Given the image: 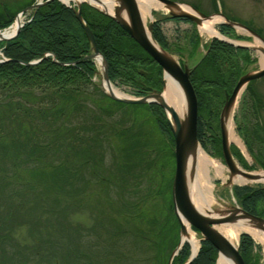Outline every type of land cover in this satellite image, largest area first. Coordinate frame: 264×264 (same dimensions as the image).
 <instances>
[{"label":"rangeland","instance_id":"374dc122","mask_svg":"<svg viewBox=\"0 0 264 264\" xmlns=\"http://www.w3.org/2000/svg\"><path fill=\"white\" fill-rule=\"evenodd\" d=\"M36 1L38 0H0V11L5 10L9 15H15L20 9ZM172 1L193 6L209 17L217 15L214 14L216 8L226 18L258 30L262 34L261 41L264 42V0ZM161 5V8L155 6L151 8L150 16L147 15L145 19L146 27L149 28L155 20L161 21L163 25L160 26L170 46V52L167 53L190 69L201 56L206 54V46L214 36L202 31L198 19L192 24L164 19L171 13L166 11L167 6ZM220 25L221 22L214 25L218 33H220L218 30ZM234 34L244 36V39H231L233 42L252 48V61L245 65L242 62L238 64L242 71L240 76L259 71L263 67L261 58L264 57V53L257 44V39L241 29H236ZM95 64L96 70L101 73L102 67L96 61ZM229 65L230 61L221 64L220 67V72H223L226 78L229 76ZM92 80L102 91L101 75L97 74ZM111 84L127 97L139 98L131 93L132 86L119 82H111ZM212 87L210 91L208 90L209 92L207 91L205 104L216 114L208 116L209 110L207 108L202 110L201 115L210 123L211 130L206 125V134L199 140L200 146L203 142L205 144L204 152L223 167L220 175L210 168L209 181L214 185L211 207L216 210L241 208L238 200L233 197L232 189L243 186L263 188L264 184H232L231 175L222 158L220 142L214 146L211 141L220 139L218 113L225 101L224 91L230 93L233 87L232 84L229 86V83L227 87L220 84ZM248 88L238 99L233 113L234 132L237 136L239 135L238 138L243 147L235 142L230 143L231 147L241 154V158L238 159L235 156L236 151L232 148L236 165L247 173H253L264 171L261 167L264 165V77L253 80ZM87 90V98L101 97V93L93 86H89ZM83 103L85 101L81 98L79 113H74V110L67 112L66 123L68 127H71L70 131L76 128L80 120H86L82 111L88 108L80 106ZM107 109L109 113L102 117L105 123L110 125L109 134L111 135L104 136L102 131L90 136L83 134L81 139L75 142L70 133L68 136L72 137L64 142L62 147H59V143L55 145L58 141L52 139L51 146L34 148L30 145L31 148L28 143L16 142L17 137L12 133L8 139L10 149H15L19 154L24 155L23 158L27 161L21 160L23 168L41 166L37 169L39 171L37 177L29 174L35 178L36 187L41 190L38 193L42 200L38 203L48 208L52 205L49 200H54L53 196L59 198L61 195L63 199L65 196L68 197L71 209L65 223L84 229L81 239H77L75 244L70 245L69 240L65 238L64 242L61 241V244L56 245L54 249L56 264H168L180 241L178 238L180 225L174 214L172 203V181L175 171L174 143L165 137L163 139L157 130L154 117L146 108L118 106L105 102L103 111ZM76 116H79L80 120H76ZM89 119L93 121V117L89 116ZM113 128L120 131L119 136L116 137L110 131ZM101 136H103L102 142ZM88 138H90L89 141ZM7 158L10 156L0 150V168L3 169V172L0 170V187L6 185L3 188L5 194L17 189L15 188L16 180L13 178L15 173L10 165L13 162L4 160ZM60 163L63 164L62 169L59 168ZM44 164H54L51 167L54 172L52 175L48 176L44 172L42 168ZM1 176L7 180L2 181ZM60 181L62 187L56 188ZM12 209H15L18 215L19 208ZM5 211L1 208L0 264H21L23 259L26 260L25 264H55L54 260L49 263L51 257L49 253L39 258L35 256L33 260L23 249L26 246H34L37 238L33 235L43 231L34 227L36 222L34 225L28 222L33 220L35 215L25 216V220L29 218L23 223L15 217V220L9 222L10 226H15L9 229L8 222L5 226L2 225V215H7ZM5 231L10 234L9 239L6 240L1 237ZM191 231L199 247L202 236L193 229ZM251 237L256 246L260 247L259 251L257 248L253 250L257 257V264H264V243L252 235ZM161 239L165 242L161 244L163 247L158 256V248L154 245L158 246ZM18 243L19 248L24 251L23 254L13 252ZM3 247L5 253L8 252L7 258L2 257ZM68 248L70 253L66 254ZM3 259L9 262L3 263Z\"/></svg>","mask_w":264,"mask_h":264},{"label":"trees","instance_id":"16d2710c","mask_svg":"<svg viewBox=\"0 0 264 264\" xmlns=\"http://www.w3.org/2000/svg\"><path fill=\"white\" fill-rule=\"evenodd\" d=\"M13 18L14 15H9L7 11H0V30L11 25ZM82 18L92 30L98 49L107 60L108 76L112 83L119 82L132 86L131 93L135 96H143L151 89L162 90V69L117 22L88 5L82 6ZM169 19L191 23L189 19L181 16L169 17ZM219 31L234 39H244L235 36L234 30L229 26H219ZM152 35L163 50L170 52V46L158 23H154ZM0 50L8 59L6 62L0 63V150L10 156L4 160L13 162L10 165L14 170L13 178L17 185L15 187L17 189L9 191L7 194L3 189L6 185L0 187L2 190L0 211L2 208L6 210L4 213H7V215H2V225L5 226V223L8 222L7 226H10L9 222L15 220V217L23 223L31 215H35L33 220L28 222L33 225L37 223L34 227L43 229V231L33 235L37 238L34 246H26L23 249L33 260L35 256L39 258L49 253L51 256L49 263L53 260L55 262L57 260L54 252L56 245L61 244V241L64 242L65 238L69 240L70 245L75 244L77 239H81L84 229L65 223V219L70 216L69 210L71 209L68 197L65 196L63 199L61 195L59 198L53 196L54 200H49L52 205L48 208L38 203L42 200L38 193L41 190L36 187V180L31 176L37 177L39 173L37 169L41 166L23 168L21 160H27L23 158V154H19L15 149H10L11 145L8 141L10 134L16 135V142L21 143L22 141L28 143L29 147L33 145L34 148L51 146L52 139L58 141L55 145L59 143V147H62L63 143L72 137L68 136L70 133L75 142L80 140L83 134L90 136L102 131L104 136L105 134L111 135V133L109 134L110 125L106 124L102 117L109 113V109L103 111L105 102L118 106L146 108L154 117L157 130L163 139L165 137L173 143L170 124L163 108L157 104H123L110 99L101 91L92 80L96 76V64L93 60L85 59L91 53V46L76 19L75 9L66 7L58 1L50 2L35 10L30 21L24 24L14 39L0 42ZM45 55L49 56L45 57ZM40 59L39 63L28 65L30 62ZM229 61V76L226 78L223 72H220V67L221 64ZM250 61L252 59L249 49L235 48L214 39L207 45L206 54L201 56L190 68V81L198 101L197 132L199 140L206 134V125L211 130L210 123L201 115L202 110L206 108L209 110L205 104L207 91H210L212 86L217 87L218 84L227 87V83H229V86L232 84L234 87L242 73L238 64L242 62L245 65ZM180 64L184 65L181 61ZM89 86H93L101 93V97L87 98ZM224 89L228 90L229 88ZM81 98L85 103L80 106L88 108H84L82 111L86 120H80L79 116H76V120L81 122L70 131L71 127L67 126L66 115L71 110H74V113H79ZM212 110L208 111V116L210 114L215 116L216 113ZM89 116L93 117L94 122L89 119ZM206 122L207 124H205ZM110 131L116 137L120 134V131L114 128ZM89 140L90 138H88ZM211 142L215 146L216 143L219 144L220 139ZM202 148H205L204 142ZM233 149L236 151L235 156L240 159L241 154L235 148ZM60 164L59 168L62 169L63 164ZM53 166L54 164H44L42 168L50 176L54 173L51 170ZM261 167L264 168V165ZM0 170L3 172L2 168ZM20 178L21 180H19ZM28 179L31 180L28 181ZM1 180L7 179L1 176ZM60 184L61 181L56 188L62 187ZM233 195L245 211L256 216H264V188L234 187ZM13 207L19 208L18 215L17 211L12 209ZM25 216L29 217L25 220ZM193 230L195 229L193 228ZM1 237L6 240L9 239L10 234L5 231ZM164 242L161 239L158 246L154 245L158 248V256L163 247L161 244ZM16 245L13 252L23 254V249L19 248L20 244ZM254 248L259 251L260 247L255 245L249 235L242 234L239 238L238 250L245 264H257ZM1 251L5 255L2 257L7 258L8 252L5 253L4 247ZM69 253L70 249L68 248L66 254ZM189 256L190 246L185 243L171 264H184ZM216 259L217 250L208 241L202 240L198 254L190 264H215ZM5 262L9 261L3 259V263ZM25 262L26 260L23 259L21 264H25Z\"/></svg>","mask_w":264,"mask_h":264},{"label":"water","instance_id":"95a60500","mask_svg":"<svg viewBox=\"0 0 264 264\" xmlns=\"http://www.w3.org/2000/svg\"><path fill=\"white\" fill-rule=\"evenodd\" d=\"M53 1H61V0H45L44 2H36L31 6L23 9L21 13H25L31 10H36L41 6H44ZM120 1L126 9L127 17L129 19L128 22L122 20L118 16L117 12H115L114 15H110L88 2L83 1L78 3L72 0V2L76 7V11H75L76 19L81 25V28L83 29V32L91 46V53L87 55L85 59L96 60L97 57H101L103 63L102 71L101 73L96 71V73L101 75L102 86H104L103 87L104 93H106L107 96H109L112 100L119 101L125 104H131V105L158 104L163 108L166 114L170 113L171 115L172 122L170 120L169 122L174 140L173 151L175 158V171L172 182V203H173L174 213L178 221L180 222V241H179V246L175 250L174 254L177 253V251L184 244L181 237L183 234L186 233V230L181 222L180 216H182L187 221L190 227H194L195 229L198 230V232L202 236V240L208 241L218 251V259L220 258V256H224L231 258L234 264H245L241 255L239 254L238 248L231 246L229 241H227V239H225L220 233H218L214 229V226L217 224L231 222L235 219L236 214L235 211L233 210L235 209V207L231 209H227L225 211L215 210L216 213L219 214V217L209 218L195 209L189 196L187 179L185 175L186 159H187V155L191 152V150L194 147H196V145H198V137H197L198 103L194 88L190 82V70L187 69L185 66L181 67L179 62L174 57H172L167 52H165L155 42L151 32L152 26L149 27L148 31L150 33L153 42L156 45H154L149 40L142 18L137 9L135 0H120ZM157 1L166 5L167 7L177 5L176 2L171 0H157ZM83 3L88 4L89 6L95 8L102 14L111 17L115 22H117L120 25V27L162 68L164 81L166 80V76H169L178 83V85L181 88V91L183 92L185 104H186V118L184 124H181L179 116L177 115L175 110L171 106H169L167 102L163 99L162 95L165 90V84L163 91L157 92L151 90V92L148 93L147 95L136 99H131L127 97H123V98L117 97L113 93H111L110 90L104 89L106 87L109 88L111 86V82L108 76V63L105 57L101 54V52L98 49L95 36L92 30L84 22L82 18L81 12H82ZM199 14L203 18H207L202 13ZM171 15L182 16L196 22L195 18H193V16L188 14L172 13ZM17 18L18 17H16V19ZM224 24L230 25L233 28L241 27L246 31H248L249 33H251L252 35L257 36L255 32H253L244 25L233 23L230 22L229 20H227V22H225ZM19 31H20V26L17 28L13 36L9 38H2L0 39V41H9L15 38L18 35ZM215 38L236 47H243V48L246 47L243 45L234 44L233 42L225 38H218V37ZM39 61L31 62L28 65H35ZM263 76H264V67L258 72L247 73L243 75L242 77L239 78L238 82L236 83L234 89L230 94L228 92H225V102L219 116V127H220L222 156L227 166L228 172L231 175V178L234 175L240 174L248 179H251L252 175L238 168L233 159V156L230 151V143L228 140V135L225 127V118L228 116L231 108L235 104V101L239 95L240 90L243 87H245L250 81L259 79ZM239 209L243 213V215L246 218H248L250 221L254 222L256 226L263 227L264 229L263 218L252 215L246 212L245 210H243L242 208ZM188 244L190 243L188 242ZM195 256L196 253H192V255L185 264H190L195 258ZM172 257L170 258V261L172 260Z\"/></svg>","mask_w":264,"mask_h":264},{"label":"bare ground","instance_id":"6f19581e","mask_svg":"<svg viewBox=\"0 0 264 264\" xmlns=\"http://www.w3.org/2000/svg\"><path fill=\"white\" fill-rule=\"evenodd\" d=\"M64 3H69L72 0H61ZM75 2H88L92 4L93 6L97 7L98 9L110 14L114 15L115 12L118 13V16L124 20L125 22H128L129 19L127 17V12L125 7L122 5L120 0H73ZM135 3L137 5V9L140 13V16L145 24L146 16H150L151 14V8H161L162 5L156 0H135ZM166 10V9H165ZM170 13L173 14H188L193 16L196 20L201 24L202 31L207 33L211 36H218V32L215 31L214 25L218 22H225L224 17L220 15H214L207 18H203L198 14L197 12L193 11V9L185 4H177L175 6L167 7V10ZM20 19L16 21V23L13 25V27L0 34V39L2 38H9L11 37L19 25ZM146 27V24H145ZM238 29H241V27H238ZM147 36L149 40L156 45L148 31L146 29ZM257 39V44L260 45V49L264 51V45L263 43ZM261 52V51H260ZM96 62L102 67L103 63L101 60V57L96 58ZM262 65L264 66V57L261 58ZM107 90H110L111 93H113L117 97H127L125 94H123L121 91L116 89L112 84L109 88L106 87ZM244 87L240 90L238 98L231 108L228 116L225 118V127L226 132L228 135L229 142H235L243 147L242 142L238 138V136L234 132V126H233V113L236 106V103L242 93H244ZM163 99L167 102L169 106H171L177 115L179 116L181 124H184L185 118H186V104L183 92L181 91L180 86L178 83L172 79L169 76H166L165 80V90L163 92ZM168 116L172 122L171 115L168 113ZM244 149V148H243ZM210 168H212L217 175L221 174V171L223 170V167L221 165H218L213 161L201 148L200 145H196L191 152L187 155L186 159V167H185V175L187 179V187L189 196L191 199V202L195 209L200 212L201 214L209 217V218H216L219 217V214L216 213V209L211 207V204L213 202V195H212V185L209 181V172ZM252 175L251 179H248L240 174L234 175L231 178L232 184L239 183V184H252V183H263L264 184V171H258L250 173ZM235 211L236 217L231 222H225L220 223L214 226V229L220 233L229 243L231 246L236 247L238 237L240 233H248L252 235L255 239L259 240L260 242L264 243V229L263 227H258L254 224V222L250 221L248 218H246L243 213L240 211L239 207H235L233 209ZM219 211H225L224 209H219ZM228 214V213H225ZM181 222L186 230V233L182 235V241L183 242H189L192 247L193 253L196 252L198 248V241L194 237L189 224L187 221L180 216ZM217 264H234L233 260L229 257L220 256L218 259Z\"/></svg>","mask_w":264,"mask_h":264}]
</instances>
